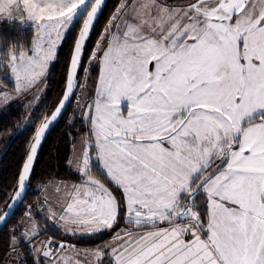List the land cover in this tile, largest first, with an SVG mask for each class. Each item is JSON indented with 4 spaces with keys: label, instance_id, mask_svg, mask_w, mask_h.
Here are the masks:
<instances>
[{
    "label": "snow or ice",
    "instance_id": "1",
    "mask_svg": "<svg viewBox=\"0 0 264 264\" xmlns=\"http://www.w3.org/2000/svg\"><path fill=\"white\" fill-rule=\"evenodd\" d=\"M103 2L0 0V20L33 33L0 43V67L17 96L39 87L65 33L82 20L66 91L34 129L14 202L46 131L84 87L78 66ZM91 58L99 75L81 106L89 129L80 182L59 220L92 234L112 229L123 211L126 227L110 251L37 244L28 205L30 227L12 229L9 255L27 264L24 243L34 264H264V0H122ZM12 99L0 90V103Z\"/></svg>",
    "mask_w": 264,
    "mask_h": 264
},
{
    "label": "trees",
    "instance_id": "2",
    "mask_svg": "<svg viewBox=\"0 0 264 264\" xmlns=\"http://www.w3.org/2000/svg\"><path fill=\"white\" fill-rule=\"evenodd\" d=\"M172 1L175 2V0ZM116 4L117 0H108L105 8L101 12L93 27L91 36L84 48L78 74L79 79L82 75V70L86 60L94 46V42L100 35L102 27L106 23L111 12L114 10ZM81 24L82 20L80 23L76 24V27H78L76 32L70 31L69 34L66 35L58 51L56 60L49 70L46 93L43 99V107L45 109L44 118L48 117L53 111L64 93L69 62ZM32 35L33 33L30 29L20 31L18 28L13 27L9 23H0V43L5 41L11 42L17 36H19L22 40H30ZM0 79L2 83L13 88L8 80L5 78ZM68 109L58 121L56 126L51 130L40 149L28 182V190L23 203L17 209L15 215L8 222V224L0 231V264H3L5 258L10 252L9 246L11 243L12 229L20 227L22 231V227L19 225L20 218L24 213L27 203L32 202L37 195V187L53 177L76 181L80 180L79 174L68 171L69 169L67 167L72 144L70 133H74L77 138L86 134L89 126L88 124L85 125L82 120L77 123L75 122V127L77 128L75 131L73 129L74 126H71L67 119ZM25 114L26 111L20 103H11L4 109L0 110V133L15 130L16 126L25 117ZM32 131L33 128L29 127L18 133L0 158V208L3 207V211L6 209V205L9 204L17 189L18 175L21 172L22 166L26 160V155L30 150L31 143L33 142V139L29 140ZM97 178L106 183L103 177L97 176ZM107 186L114 193L117 199H122V192L120 190L116 189L115 186L111 184H107ZM123 225L125 224L123 222V211H121V220L113 229L110 230V234L113 235V233ZM16 235H20V232H17ZM108 237L109 235H105L103 239H98L96 237V240L103 241ZM81 240L82 239L79 238L77 239V242L83 245L92 243L90 241L84 242Z\"/></svg>",
    "mask_w": 264,
    "mask_h": 264
},
{
    "label": "rangeland",
    "instance_id": "3",
    "mask_svg": "<svg viewBox=\"0 0 264 264\" xmlns=\"http://www.w3.org/2000/svg\"><path fill=\"white\" fill-rule=\"evenodd\" d=\"M121 2L122 0H117V4L114 10L109 15L106 23L104 24V26L102 27L100 31V35L94 42V46L90 52V55L88 56L86 60V63L82 70V75L79 79V84L84 85V87L77 88L73 101L70 104V107L67 111L68 122L71 126H74L73 129L75 131L77 130V128L75 127V122L77 123L82 120L83 108L81 106H83L86 103V101L94 94V91H95V84H96V80L98 76L99 64L97 60H94L91 58L93 49L96 47L97 42L100 40L101 34L105 26L108 24L110 18L116 12V9L118 5H120ZM170 2H174V1L170 0ZM0 23H8V22L6 20H0ZM77 28L78 27H76L75 25L73 28H71L70 31L76 32ZM69 32L65 34V37L67 34H69ZM64 39L60 42V45H58L57 47V54H58V51ZM55 60L56 58L49 63L50 66L47 68L45 76L42 78V81L39 87L34 88L31 91L24 93L22 95H19V96L15 94L14 82H13V77L11 73L8 71L6 67H0V78H5L13 86V88L7 86L6 84L2 83L0 79V90L7 91L13 97V99L7 105L0 103V110L4 109L6 106H8L11 103H20L23 105L26 111L25 117L16 126L15 130H10V131H5V132L0 133V158L6 151L7 147L10 145L13 138L18 133L26 130L29 127L33 128V131L30 134L29 140L33 139L35 127H38L41 121L44 119L45 109L43 107V99L46 93L49 70L51 66L53 65V63L55 62ZM84 69H87V71H84ZM77 97L79 98L80 106H78L77 104ZM83 123L87 125L86 122L83 121ZM87 135H88V132L76 138L74 133H70L72 144H71L70 156L67 162V167L69 169L68 171L70 172L78 173L76 171L77 158L81 156V153L84 147V141L87 138ZM69 161H71V163H69ZM68 180H71V179L53 177L51 179L46 180L44 183L40 184L37 187L38 193L35 196L34 200L30 203H27L26 206L28 205L33 206L32 208V218L33 219L31 222H34L37 225L38 232H39L38 238L36 239L35 243L39 244L40 241H46L48 239H51L54 243L65 242L66 245H75V250H79L81 252H83V250L85 249H95V248H100V249H105V250L110 251V248L112 246L111 240H109V238L112 236V234H110V231L103 232L100 234H92L88 236L80 235L78 233H75V234L65 233L61 227L58 228V226L55 225V220L57 219L49 218L50 213L48 209L51 208L54 211V206L52 204L54 201H55V205L57 204L58 196H60L63 193L64 186L62 183H65V181H68ZM58 188H59V191H57ZM2 211H3V207L0 208V214L2 213ZM24 213H25V210H24ZM24 213L21 216L20 221H19L20 222L19 225L22 227V230L26 226L30 227V224H31L29 219L24 216ZM22 220L24 221V224H21ZM123 226L126 227V225H123ZM73 230H76V229H73ZM105 235H109L108 238L103 240V241H106V244L105 245L98 244L103 241H99V240L97 241L96 239L97 238L103 239ZM79 238L82 239L81 241H84V242L90 241L92 242L91 244H94V245L89 246V247H82L77 242V239ZM19 249H20L21 255L26 258L27 264H34V261L29 254V246L22 243L19 245ZM9 253L7 257L5 258L3 264H18V262L16 261L15 254L13 253L9 255Z\"/></svg>",
    "mask_w": 264,
    "mask_h": 264
},
{
    "label": "crops",
    "instance_id": "4",
    "mask_svg": "<svg viewBox=\"0 0 264 264\" xmlns=\"http://www.w3.org/2000/svg\"><path fill=\"white\" fill-rule=\"evenodd\" d=\"M66 34V33H65ZM100 41V40H99ZM101 44H103V41H101ZM60 45V44H59ZM97 55H99V53H97ZM50 66V65H49ZM48 66V67H49ZM98 75H99V70H98ZM98 77V76H97ZM92 97V96H91ZM91 97L87 100L89 101L91 99ZM86 101V102H87ZM80 181H76V180H68V181H65V183H62L64 188H63V193L58 196V202L57 204L55 205V201L53 202V206H54V212H56V219L55 220V225L62 228V230L65 232V233H78L80 235H92V234H100V233H103V232H107V231H110L111 229H102L100 230L99 232H95V233H92V234H88L87 231H86V227L85 226H76V225H71V224H66L64 221H60L59 220V215L61 213V209L63 208L64 206V203H65V199H66V193L68 190H70V186L72 184H76V183H79ZM61 184V185H62ZM67 186V187H66ZM58 194V193H57ZM114 194V193H113ZM51 204V203H50ZM115 227V226H114ZM113 227V228H114ZM112 228V229H113ZM125 228L124 226H122L121 228H119L118 230H116L113 235L109 238V240H111V243H112V246H114V244L116 243V241L113 239L114 236L117 235L118 232H120L121 229ZM73 229H76V230H73ZM98 244H101V245H105L106 244V241H103V242H100ZM80 246L82 247H89V246H93L94 244H86V245H83V244H79Z\"/></svg>",
    "mask_w": 264,
    "mask_h": 264
},
{
    "label": "water",
    "instance_id": "5",
    "mask_svg": "<svg viewBox=\"0 0 264 264\" xmlns=\"http://www.w3.org/2000/svg\"><path fill=\"white\" fill-rule=\"evenodd\" d=\"M107 2H108V0H104V2H103V4H102L101 12H102L103 9L105 8ZM101 12L98 13V17H97V19L94 21V25H95V23L97 22V20H98L100 14H101ZM94 25H93V27H94ZM92 30H93V28L90 30V34H89L88 39H89L90 36H91V32H92ZM77 36H78V35H77ZM88 39L86 40V43H87ZM85 46H86V44H85ZM72 53H73V51H72ZM83 53H84V50H83ZM83 53H82V56H83ZM71 55H72V54H71ZM70 59H71V58H70ZM81 60H82V58H81ZM69 64H70V62H69ZM79 68H80V65L78 66V74H79ZM68 69H69V67H68ZM77 80H78V83H79L78 75H77ZM77 88H78V87H77ZM77 88L74 89V95H75V93H76V91H77ZM65 91H66V85H65L64 93H65ZM64 93H63V94H64ZM74 95H73V97H74ZM62 96H63V95H62ZM73 97L70 99L69 102L66 103V107H65V110H64L63 113H62V116L64 115V113H65L66 110L68 109V107H69V105H70V103H71ZM61 98H62V97H61ZM60 100H61V99H60ZM58 103H59V102H58ZM56 106H58V104H57ZM54 109H55V108H54ZM54 109H53V111H54ZM53 111H52V112H53ZM52 112L49 114V116H48L49 118H50ZM62 116L58 117L56 121L52 122V124L50 125L49 129L46 131L45 137L42 139L41 145H40V147L38 148V151H37V155H36V157H35V159H34V161H33V166H32V169H31V171H30L29 179H30V176H31L32 170H33V168H34V165H35L36 159H37V157H38V155H39L40 149H41V147H42V145H43L45 139L48 137L49 133H50L51 130L56 126V124H57L58 121L62 118ZM21 170H22V169H21ZM28 182H29V180L26 181L25 192L21 195L20 200L14 202V201H13V196H14V194H13V196H12L10 202H9V203H13V204H14L13 208H11V209L6 208V209L0 214V215H2L5 211H8V212H9V216L7 217V219H6L5 221H0V231H1V230H2V229L8 224V222H9V221L12 219V217L15 215L17 209H18V208L21 206V204L23 203V201H24V199H25V197H26V194H27V190H28Z\"/></svg>",
    "mask_w": 264,
    "mask_h": 264
}]
</instances>
